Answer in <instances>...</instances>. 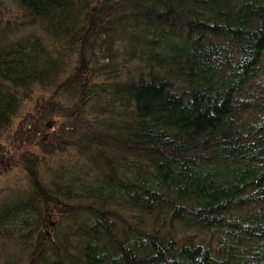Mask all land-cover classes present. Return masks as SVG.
<instances>
[{
  "label": "trees",
  "instance_id": "trees-1",
  "mask_svg": "<svg viewBox=\"0 0 264 264\" xmlns=\"http://www.w3.org/2000/svg\"><path fill=\"white\" fill-rule=\"evenodd\" d=\"M1 1L0 264H264V0Z\"/></svg>",
  "mask_w": 264,
  "mask_h": 264
},
{
  "label": "rangeland",
  "instance_id": "rangeland-1",
  "mask_svg": "<svg viewBox=\"0 0 264 264\" xmlns=\"http://www.w3.org/2000/svg\"><path fill=\"white\" fill-rule=\"evenodd\" d=\"M0 2H5V4L9 5L13 10H15V7L13 6V4H10L9 2H6V1H1ZM4 8L3 9V12H2V15H3V19L5 18V14L6 12H8L9 9H7L6 7H2ZM22 111V109H21ZM52 124V123H50ZM51 127V125H49ZM24 177H23V174L18 170V169H13L11 170L9 173L5 174L4 175H1L0 176V188H4L6 185H10V184H13L15 182H17L18 184H23L24 183ZM3 194V192L1 193ZM53 225V223H52Z\"/></svg>",
  "mask_w": 264,
  "mask_h": 264
}]
</instances>
